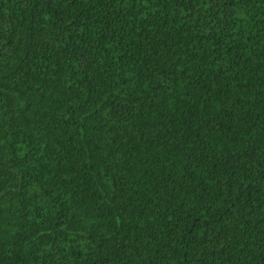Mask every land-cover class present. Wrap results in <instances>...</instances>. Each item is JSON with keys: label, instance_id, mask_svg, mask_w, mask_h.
<instances>
[{"label": "trees", "instance_id": "16d2710c", "mask_svg": "<svg viewBox=\"0 0 264 264\" xmlns=\"http://www.w3.org/2000/svg\"><path fill=\"white\" fill-rule=\"evenodd\" d=\"M0 264H264V0H0Z\"/></svg>", "mask_w": 264, "mask_h": 264}]
</instances>
